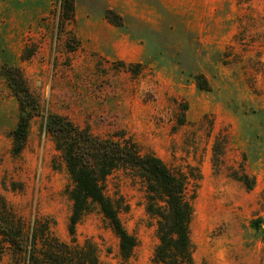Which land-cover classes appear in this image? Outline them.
Returning a JSON list of instances; mask_svg holds the SVG:
<instances>
[{
	"label": "rangeland",
	"instance_id": "rangeland-1",
	"mask_svg": "<svg viewBox=\"0 0 264 264\" xmlns=\"http://www.w3.org/2000/svg\"><path fill=\"white\" fill-rule=\"evenodd\" d=\"M20 69L38 103L12 153L18 104L1 74ZM202 76L207 90L196 86ZM58 114L98 136L122 132L142 154L197 177L193 264H264V0H0V198L67 240L71 180L44 128ZM105 193L136 245L127 260L95 205L75 226L105 264H150L155 221L123 171ZM0 264H8L4 255Z\"/></svg>",
	"mask_w": 264,
	"mask_h": 264
},
{
	"label": "trees",
	"instance_id": "trees-1",
	"mask_svg": "<svg viewBox=\"0 0 264 264\" xmlns=\"http://www.w3.org/2000/svg\"><path fill=\"white\" fill-rule=\"evenodd\" d=\"M56 3L60 24L71 21L74 0ZM1 74L18 104V120L12 131V153L18 155L38 103L19 68L3 66ZM195 82L199 89H208L202 76ZM44 128L71 180L67 240L52 232L53 221L35 216L26 222L0 198V260L7 255L8 264H105L95 244L88 239L80 242L75 234L76 224L92 205L108 221L118 239L119 256L127 260L136 241L120 223L119 205L105 193L106 178L114 171H123L143 182L145 211L155 221L158 242L150 264H193L189 225L197 177L167 168L152 154H142L122 132L101 137L58 114L46 115Z\"/></svg>",
	"mask_w": 264,
	"mask_h": 264
}]
</instances>
